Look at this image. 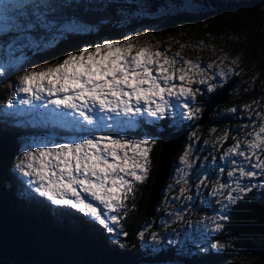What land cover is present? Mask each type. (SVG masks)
I'll use <instances>...</instances> for the list:
<instances>
[{
  "label": "trees",
  "instance_id": "1",
  "mask_svg": "<svg viewBox=\"0 0 264 264\" xmlns=\"http://www.w3.org/2000/svg\"><path fill=\"white\" fill-rule=\"evenodd\" d=\"M26 11L28 20L21 21L25 25L22 30L10 28L0 35V53L20 58L18 64L0 75V106L12 101L17 82L26 72L56 65L83 47L131 39L126 34L143 28L154 30L160 38L175 37L185 29L200 33L203 24L220 19H240L244 21L247 39L243 64L261 55L257 62L264 69V0H51L46 8L39 9L45 13L43 22L31 10ZM29 22L31 28L27 27ZM207 94L202 92L197 106H204ZM158 121L150 124L140 119L139 125L124 133L130 139L152 138L155 143L149 153L147 178L134 186L133 208L127 211L123 222L125 235L115 239L105 227L85 215L52 207L35 195L22 192L11 173L19 139L37 134L48 136V130L18 126L15 114L1 112L0 264H264V190L252 189L230 208L221 238L216 240L228 245L220 252L189 256L175 245L155 252L140 245L138 235L149 221L146 205L161 146L180 129L170 125L169 117ZM182 126L195 124L188 121ZM51 131L58 136L71 135L62 129Z\"/></svg>",
  "mask_w": 264,
  "mask_h": 264
},
{
  "label": "rangeland",
  "instance_id": "2",
  "mask_svg": "<svg viewBox=\"0 0 264 264\" xmlns=\"http://www.w3.org/2000/svg\"><path fill=\"white\" fill-rule=\"evenodd\" d=\"M4 10L5 8L2 7L0 0V20L4 18ZM6 23L0 21V26ZM243 24L244 21L240 19H235V22L220 19L212 24H203L200 33H191L190 30L185 29L184 33L178 36L164 38L156 36L154 30L150 28L137 29V33L126 34L127 37L134 39L131 42L137 48L149 47L152 50H159L175 57L177 59L175 65L177 70L181 67H187L183 63L185 60L200 65V71L193 75L195 82L190 85L194 91L198 90L194 98L166 97L169 105L163 116L152 117L147 112H142L135 117H131L136 121L135 126L131 127L132 129L139 125L140 119L151 124L165 117L170 118V125L174 128L193 129L189 131L181 152L175 157L171 178L168 179L163 188L154 217L147 218L149 221L141 227L138 241L145 250L155 252L166 248L168 245H175L178 247L179 252L189 256L222 251L228 245L216 240L221 238L220 234L227 219H220V217H228L230 208L252 189L264 190V174L257 175L254 178H240L237 172L234 177L228 176L229 171L239 166L233 164L232 161L243 162L244 160L243 157L229 155L228 150L239 141L241 149L248 151L247 141L252 139L251 134L258 131L261 122L264 121V69L257 62L261 55H257L256 59L251 57L247 65L243 64L247 45L246 31L243 29L245 24ZM7 30H0V34ZM19 62L20 58L8 57L6 52L4 54L0 53V68L3 69L0 71V75ZM178 75L177 72V77ZM234 76L239 77L240 81L234 87L233 93L231 92L230 102L220 105L214 110L211 115V123L215 122V124L207 127L202 132V128L198 127L197 124L202 116L204 106H197V99L200 98L202 92L211 93L218 90ZM201 80L204 82L201 83ZM172 83L176 84L177 88L189 86L186 82L182 84L178 78ZM19 86L18 80L12 106L10 107L8 102H5L0 106V112L10 115L15 114L18 126L44 127L48 130V136H38L37 134L20 137V147L16 158L13 160L11 173L17 179V184L28 195L32 193V195L42 199L44 203L50 204L52 207L66 208L70 212L79 214L80 212L71 209L69 206L52 205L46 197H41L34 191L37 185L32 184L29 186L28 181L31 178L25 177L17 168V164L23 158V152L33 151L35 147L40 146L54 147L59 143L69 142V140L79 142L84 138L107 135L114 137L119 135L130 139L124 133L131 128L115 126L114 123V120H126L129 117L123 115L116 117L115 114L108 113L106 123L114 124L112 128H92L86 122L81 127L89 129L88 131L77 130L71 125L61 126L67 123V118L55 112L71 110L56 109L54 105L48 104L46 108L30 111L34 105L43 104L44 101H33L31 105L20 103V101L27 100L28 96L17 91ZM201 87H204V89L202 90ZM46 99L52 98L46 97ZM185 103L188 104L187 108L184 107ZM189 112L192 114L189 115ZM101 115L105 114L101 113ZM108 116L114 117V120L107 119ZM75 118L82 120L78 114H75ZM188 121L190 124H195V126L181 127V124ZM52 128L63 129L71 135L58 136L51 131ZM106 131L107 133H105ZM59 138L61 139L59 140ZM147 139L152 140V138ZM167 147L171 154L173 146ZM185 153H187V164L184 163ZM257 155L264 156V152L258 151ZM169 157L170 155L167 156V158ZM163 160L165 162V159ZM252 163H255V157L252 158ZM243 166L249 170L260 171L253 169L251 163ZM203 174H207L204 180H202ZM238 179L241 184L247 185L250 190L243 193L232 191ZM137 184L138 182L134 183V186ZM220 184H225L227 187L213 194ZM229 192L238 198L233 202H229L227 200ZM133 202L134 192L126 201V208L120 210L119 213H113L120 217L119 223L116 225L109 222V227H113L115 231L110 233L105 228L115 239L118 236L123 237L125 235L123 222L128 213L127 211L132 210ZM93 203L96 202L93 201ZM86 218L94 221L88 216ZM96 223L98 224V222ZM217 223L222 226L219 230L216 229Z\"/></svg>",
  "mask_w": 264,
  "mask_h": 264
},
{
  "label": "snow or ice",
  "instance_id": "3",
  "mask_svg": "<svg viewBox=\"0 0 264 264\" xmlns=\"http://www.w3.org/2000/svg\"><path fill=\"white\" fill-rule=\"evenodd\" d=\"M42 7L47 5L20 0L0 20L7 22L0 26V30H7L8 27L22 30L25 25L21 21L28 20L26 10L29 9L37 20L43 22L45 13L39 11ZM27 27H32L31 22L27 23ZM176 63L177 59L165 52L135 47L131 39L106 41L94 48L83 47L56 65L26 72L19 80L17 91L28 96L20 103L31 105L33 101H44L34 105L30 111L46 108L48 104L56 109L71 110L55 112L67 118V123L61 126L71 125L77 130L88 131L81 127L86 122L92 128H112L114 124L106 123V115L112 113L116 117H129L114 120V117L108 116L107 119L114 120L115 126L131 128L136 124L131 117L142 112L152 117L163 116L169 105L166 97H195L198 90L194 91L190 85L195 82L193 75L200 71V65L185 60L183 63L187 67L177 70ZM177 78L189 86L177 88L172 83ZM8 105L12 106L11 100ZM184 107L187 108L188 104L185 103ZM75 114L82 120L76 119ZM251 135L252 139L247 141L248 151L241 149L239 141L228 150L229 155L244 158L243 162L232 161L239 166L228 172L229 177H234L237 172L240 178L264 174V156L257 155L258 151L264 152V121ZM154 143L155 140L147 138L134 140L119 135L84 138L79 142L69 140L54 147L40 146L33 151H24L17 168L25 177L31 178L29 186L37 185L34 191L46 197L52 205L69 206L111 233L115 229L109 227V222L116 225L120 219L113 213L126 208V201L134 192V183H143L147 178L149 153ZM253 157L255 163H252ZM184 163H188L187 153ZM249 163L253 169L260 171L243 166ZM225 187L227 185L220 184L213 194ZM248 190L250 188L241 184L239 179L232 189L240 193ZM237 198L231 192L227 195L229 202ZM221 227L216 224L217 230Z\"/></svg>",
  "mask_w": 264,
  "mask_h": 264
},
{
  "label": "water",
  "instance_id": "4",
  "mask_svg": "<svg viewBox=\"0 0 264 264\" xmlns=\"http://www.w3.org/2000/svg\"><path fill=\"white\" fill-rule=\"evenodd\" d=\"M240 78L235 76L231 80H229L223 88L219 91L211 95L204 104V109L202 112V116L198 122V127L205 128L211 123V115L213 114L214 110L217 109L220 105L226 104L231 99V92L233 91L234 87L239 83ZM191 130L180 129L174 132L170 138L165 141L161 146L160 151V160L156 170L155 179L150 190L147 205H146V218L154 217L156 213V208L159 204V201L162 196V191L167 183L168 179L170 178L171 169L174 163L175 157L180 153L181 148L183 146L186 137ZM173 146L171 154L170 150H168L167 146ZM166 155V156H165ZM170 155L169 158L167 156ZM165 156V158H164ZM165 159L164 160L162 159ZM169 161V162H168ZM159 167H162L164 170L159 173ZM207 177V174L202 176V180Z\"/></svg>",
  "mask_w": 264,
  "mask_h": 264
},
{
  "label": "bare ground",
  "instance_id": "5",
  "mask_svg": "<svg viewBox=\"0 0 264 264\" xmlns=\"http://www.w3.org/2000/svg\"><path fill=\"white\" fill-rule=\"evenodd\" d=\"M233 93V92H232ZM63 130V129H62ZM65 132V130H64ZM169 150V149H168ZM164 169L162 167H159V173H161ZM160 202V201H159Z\"/></svg>",
  "mask_w": 264,
  "mask_h": 264
}]
</instances>
